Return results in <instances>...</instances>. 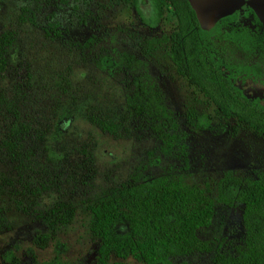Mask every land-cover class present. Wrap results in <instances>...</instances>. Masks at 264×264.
<instances>
[{
	"label": "trees",
	"instance_id": "16d2710c",
	"mask_svg": "<svg viewBox=\"0 0 264 264\" xmlns=\"http://www.w3.org/2000/svg\"><path fill=\"white\" fill-rule=\"evenodd\" d=\"M37 12L53 0H33ZM152 18L142 21L158 26L170 8L176 31L160 39L143 40L148 49L164 48L176 73L210 101L225 119L264 138V27L252 14L253 27L239 24L237 13L221 19L211 30L199 27L187 0H150ZM113 7H133L139 13V0H110ZM87 6V5H86ZM35 11L20 9L16 26L0 32V231L7 227L11 212L40 221L46 229L33 238L45 248L71 224L76 213L75 198L85 206L87 230L98 242L95 264H173L178 256L212 253L213 264H264V168L253 175L226 170L211 185L188 184L182 177L143 178L136 173L130 180L111 182L102 189L93 184L95 155L92 144L77 147L79 161L66 156L46 161L42 147L48 137L61 136V124L71 114L62 99L79 93L71 78L78 56L57 73L53 80L37 82L29 64L20 68L27 74L7 83L9 54L19 40L22 27L32 25ZM89 15V10H86ZM86 17V16H84ZM79 21L85 23L83 16ZM57 37L60 34L53 30ZM95 37L72 42L82 53L92 48ZM101 72H123L132 91L125 114L114 116L101 105L89 104L85 120L115 140L131 136V124L147 129L165 146L185 139L165 96L148 72V65L128 51L114 58L107 50L91 60ZM10 78V77H9ZM33 82V83H32ZM187 118L194 129L209 127L193 109ZM203 125V126H202ZM45 194L54 199L41 203ZM242 207L241 236L227 249L199 238L211 226L215 207ZM5 258L15 263L13 253ZM34 264H66L58 256Z\"/></svg>",
	"mask_w": 264,
	"mask_h": 264
},
{
	"label": "rangeland",
	"instance_id": "374dc122",
	"mask_svg": "<svg viewBox=\"0 0 264 264\" xmlns=\"http://www.w3.org/2000/svg\"><path fill=\"white\" fill-rule=\"evenodd\" d=\"M33 2L0 0V32L16 26L20 9L28 7L35 11ZM251 10L264 26V0H254ZM139 11L130 6L113 7L110 0H53L35 11L32 25L21 28L19 40L9 54L7 83L25 77L27 72L20 68L21 63L30 65L36 86L37 82L53 80L72 57L81 58L74 63L71 75L79 93L74 98L62 99L63 108L71 114L70 121L60 125L61 136L55 140L47 138L48 147H42L43 159H59L49 157L56 154L74 163L80 159L77 147L92 144L96 168L93 184L97 190L111 182L130 180L136 173L143 178L182 177L188 184L204 187L226 170L253 175L255 170L264 168V138L238 126L235 119L223 118L210 101L176 73L164 48L145 46V39H160L176 31L172 9L165 11L155 28L142 21L152 18L150 0H139ZM82 16L85 23L79 21ZM52 27L59 37L52 34ZM90 37H95V44L82 53L69 45ZM100 49L107 50L114 58L117 52L128 51L147 63L148 72L163 92L165 104L186 134L185 139L165 146L149 130H141L132 123L130 138L115 140L85 120L89 104L101 105L114 116L125 114L133 88L123 72H101L93 67L91 60ZM188 109H193L209 127L194 129L187 118ZM53 199V195L45 194L41 203L47 205ZM78 201L76 197V213L71 224L59 231L57 240L45 248L33 244L34 236L46 231L43 224L11 212L7 227L0 231V264H12L5 258L9 252L13 253L16 264L45 262L55 256L66 264H95L98 242L87 230V211ZM241 215L240 205L228 208L217 204L211 226L200 231L199 238L210 242L214 251L218 246L227 249L230 241L241 236ZM213 256L214 252L178 256L173 264H213Z\"/></svg>",
	"mask_w": 264,
	"mask_h": 264
},
{
	"label": "water",
	"instance_id": "95a60500",
	"mask_svg": "<svg viewBox=\"0 0 264 264\" xmlns=\"http://www.w3.org/2000/svg\"><path fill=\"white\" fill-rule=\"evenodd\" d=\"M195 13L199 27L211 30L221 19L231 16L243 6H251L254 0H187Z\"/></svg>",
	"mask_w": 264,
	"mask_h": 264
},
{
	"label": "flooded vegetation",
	"instance_id": "af4514ba",
	"mask_svg": "<svg viewBox=\"0 0 264 264\" xmlns=\"http://www.w3.org/2000/svg\"><path fill=\"white\" fill-rule=\"evenodd\" d=\"M235 13H237V17H236L237 22L239 24L246 25L248 27H253L252 26V22H253L252 14L255 15V17L259 20V18L257 17V15L253 12V10H251V6L245 5L239 11H237ZM261 25H262V23H261Z\"/></svg>",
	"mask_w": 264,
	"mask_h": 264
}]
</instances>
